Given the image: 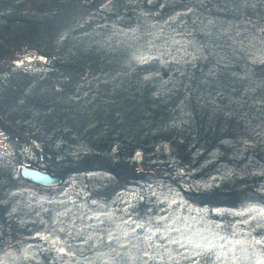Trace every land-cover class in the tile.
<instances>
[{
	"label": "trees",
	"instance_id": "1",
	"mask_svg": "<svg viewBox=\"0 0 264 264\" xmlns=\"http://www.w3.org/2000/svg\"><path fill=\"white\" fill-rule=\"evenodd\" d=\"M262 8L264 0H0V38L28 34L41 70L33 83L16 78L23 90L18 141L32 153L17 156L19 163H44L62 177L80 174L61 187L89 203L97 188L109 186L107 176L125 172L139 180L111 205L100 210L94 201L67 224L44 208L68 203L67 195L24 190L17 207L36 202L42 210L33 224L23 221L34 235L30 255L50 264H113L111 246L101 252L90 245L101 243L99 230L103 244L116 243L120 225L138 251L125 254L135 264H196L204 255L225 264L244 258L246 248L264 261V235L247 219L254 206L244 208L246 196L264 185L251 172L231 190L221 156L244 145L251 160L257 149L264 153ZM54 99L71 118L74 108L89 110L84 143L69 136L73 153L65 123L52 132L44 126L52 114L58 119ZM0 125L14 133L2 119ZM5 174L10 186L24 180L15 169ZM3 210L0 202V238L7 230Z\"/></svg>",
	"mask_w": 264,
	"mask_h": 264
},
{
	"label": "rangeland",
	"instance_id": "2",
	"mask_svg": "<svg viewBox=\"0 0 264 264\" xmlns=\"http://www.w3.org/2000/svg\"><path fill=\"white\" fill-rule=\"evenodd\" d=\"M26 5L30 6L29 3H26ZM261 11V13H263L264 15V8H262ZM1 36L2 35H0V37ZM20 38L21 40H18V38L16 41L11 42H9L8 40L6 41V38H0V119H2V121L7 125L8 129H11L12 132H14L11 134H9L8 132H4L1 129L2 126L0 125V202L4 206V218L7 226L5 235L3 236V238H0V264H50L51 262L49 260L47 261V259H45V261L40 262L38 259V255H30L26 251V247L30 244V241L34 239V235L27 229H24L23 226H25L26 222L24 223L23 221H25L26 219L32 220L35 215L40 219L42 210L40 211L36 206L35 208H33L36 202H32L28 205L25 204L23 208H21V206L17 207L18 204H16V202L19 201L18 195L23 193L24 190L25 192H38L39 194L37 195L39 197L49 196V199L57 197V199L61 200L62 197L67 195V197L70 198L68 203L58 204L56 202L50 205L49 208L47 206L44 207L48 212L52 213V217L54 213H57L58 216H61V220L66 223L69 219H76L78 217L77 213L82 212L86 215L87 212L90 211V204L98 203L100 210H102L103 207L108 204L111 205V202L115 201V197L119 192L125 189L128 190V188L134 189L139 180L130 178L129 175H127L126 177L125 172H118V174L121 175H118L116 178H110L109 176H107L103 183H107L109 184V186L107 188L103 187L104 189L97 188L96 192L94 190L95 194L93 197H91L90 200L92 202L90 203L89 201H85L84 199H79L78 194H74L73 189H64L61 187H64V184L66 182L68 184H73L75 182V178L78 179L80 177V174L75 173L78 174V176L75 177V174L69 172L65 177H62V175H60L58 171H56V169H48V167L44 163L36 165L35 167H39L42 169L45 168L47 171L52 172L53 174L57 173V175H59L62 180V183L56 186L57 188L54 187L55 189H51L52 191H48L47 188L44 189V187H40L35 183H29L25 180L20 182L13 181L12 186H10V182L7 183L5 181L7 179V173L5 174V172H9L15 169L18 173V169L24 164L19 163L18 159L20 158L17 159V156L23 154L27 157H30L32 155L31 152H28L30 146L24 143L21 144L18 141V139L22 137V131L19 130L20 117L18 116L19 112L16 111V109L23 106L21 102L20 104H17L19 102V99L23 96V90H20L17 87L18 79L16 78L18 77V75H20L21 78L26 79L27 83H33L32 78H34V76L36 75H39L41 71L40 68L38 70L39 61L37 60L36 56L32 54V49L34 48L31 47V37L27 34V36H22ZM24 42H27V44L24 45ZM11 79H14L16 81H11ZM14 86L18 88V93L15 90ZM54 101L56 102L54 108L59 110L58 119H54V115L52 114L51 117L46 118L47 122L44 126L47 127L50 132H52L53 129L55 130L57 128V126L65 123L63 129L66 128V136H63V138H65L69 145L68 148L71 150V147H73L75 144L73 143V140L69 138L70 135L76 133V135H78L77 137L80 138V143H84L83 135L86 129L84 125L87 123V120L84 119V116L89 110L86 111L85 107L79 109L74 108L75 112H77V117L73 116L71 118V116H69V113H65L64 109L66 108L64 102L59 104L56 99H54ZM98 113H100L99 110ZM33 117L31 116L30 119V116H28L25 117V119H30L29 121L33 120V123L35 125V123L38 121ZM77 126L78 128H76ZM67 129L71 130L72 133H70V131L69 133H67ZM239 143L240 142L237 141L235 144ZM244 148L243 150L231 148L229 151L227 150L225 152L226 154L221 155L224 159H226V163H228V165L230 166L228 168V173L229 177H232V180L229 183V188H231V190L232 187H235L237 185L235 183L237 180L239 181L242 178L247 179V175L251 172H255V175L256 177H258L259 182L264 185V153L257 149L258 152L255 154V158H252L251 160L252 155H248L249 152L244 151ZM246 150H248V148ZM240 151L244 152L246 156L243 157L242 155H240ZM71 153H73L72 150ZM14 154H16V156H14ZM213 160H217V158L214 156ZM68 177V181H65ZM3 184L7 186L1 187V185ZM254 192L257 193L256 196H253L255 194H253L252 196H246L247 199L244 201L246 204L244 207L245 209L246 206L248 207L249 205H252V207L254 206L253 210H255L254 215L248 212L247 219L253 221L252 223H248L249 221L247 223L250 224L252 228H256L258 233L264 235V211L262 210L263 208H260L264 207V187L262 189H254ZM94 201L97 202L95 203ZM33 220L31 222L32 224L34 223ZM109 224L111 225V222H109ZM119 228L120 225L116 228V243L107 246L103 244L104 242L99 230L98 235L101 238V243L98 244L97 238L95 242H92L93 244L92 246L90 245V248L97 249L98 251L101 250V252H103L105 250V247L111 246L112 249L117 252L116 260L112 258L111 259L115 261L113 262L112 260H110L113 262V264H135L136 261H134L132 254H130L128 257H126L125 255L126 253H131V250H133L135 247H132V244H129L130 241L128 237H126L125 233L122 232L121 229L119 230ZM91 232L94 233V229H92ZM134 245L136 247L139 246L137 242H135ZM247 250L248 249L246 248V250L242 251L241 253L244 254V258L240 259L236 257L232 259L231 262H225V264H260L259 262H261V264H264V261L258 260L256 254L254 255L253 253H249L247 252ZM90 251L93 252L92 250ZM132 253L137 254L138 251ZM103 254H106V252ZM94 259V261H99V259H97V256L94 257ZM211 259L212 258H210L209 255L200 256L196 260V264H212ZM68 264H85V262L83 260H74V263H72V261H69Z\"/></svg>",
	"mask_w": 264,
	"mask_h": 264
},
{
	"label": "water",
	"instance_id": "3",
	"mask_svg": "<svg viewBox=\"0 0 264 264\" xmlns=\"http://www.w3.org/2000/svg\"><path fill=\"white\" fill-rule=\"evenodd\" d=\"M138 170H142L137 167ZM19 176L25 181L37 184L40 187L54 188L62 182L61 177L57 173L47 171L45 168L35 167V165H25V163L18 169Z\"/></svg>",
	"mask_w": 264,
	"mask_h": 264
}]
</instances>
